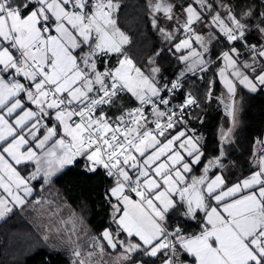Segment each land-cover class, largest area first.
I'll use <instances>...</instances> for the list:
<instances>
[{
	"label": "snow or ice",
	"instance_id": "snow-or-ice-1",
	"mask_svg": "<svg viewBox=\"0 0 264 264\" xmlns=\"http://www.w3.org/2000/svg\"><path fill=\"white\" fill-rule=\"evenodd\" d=\"M124 7L0 0V220L29 203L34 181L80 167L102 177L114 227L85 254L74 223L71 264H264V152L250 174L227 175L237 83L264 92V0H148L151 27L184 65L174 80L155 58L146 73L129 55ZM210 71L233 98L215 142L182 91L188 73Z\"/></svg>",
	"mask_w": 264,
	"mask_h": 264
},
{
	"label": "trees",
	"instance_id": "trees-1",
	"mask_svg": "<svg viewBox=\"0 0 264 264\" xmlns=\"http://www.w3.org/2000/svg\"><path fill=\"white\" fill-rule=\"evenodd\" d=\"M147 3L148 0H123L125 7L121 12L120 23L132 38V43L128 46L129 55L136 60L138 65L140 64L139 66L144 67L149 58L155 56L161 48H165V51L155 58L162 68L161 74L165 80H172L178 76L183 63L166 51L167 42L151 27ZM201 74L203 79H200L201 76L198 73L187 75L184 78L183 92L190 91L199 99L200 105L193 112L201 116L203 124L194 123V125L198 127L200 125V130L205 132V137L215 142L218 139L222 110L215 105L213 96L218 95L221 90V82L217 71ZM209 80L215 81L212 86V100L205 99L209 90ZM236 96L240 106L241 122L235 131L234 143L231 146V159L234 164L231 171L227 173L230 181L254 170L256 145L264 136V92L251 93L245 87L240 86ZM33 183L36 192L31 200L40 195L37 191L42 181ZM102 183H104L102 177L85 175L82 168L77 167L72 171H67V174H62L60 178L54 179L52 184L44 185L42 189L47 193L42 197L49 198V201L53 200L60 206L61 204L70 205L84 216L95 233L100 234L105 228L114 227L111 225V210L101 199ZM35 214L36 210L32 212L16 209L0 222V258H5L0 259V264H65V253L60 249V253L53 260V248L48 246L41 232L33 230L38 225ZM12 238L19 239L22 245L29 247L21 255L25 259L24 263H17L16 259H6L10 256L9 254L15 255L16 253L13 251L15 248L6 249ZM32 240L33 245H31Z\"/></svg>",
	"mask_w": 264,
	"mask_h": 264
},
{
	"label": "rangeland",
	"instance_id": "rangeland-1",
	"mask_svg": "<svg viewBox=\"0 0 264 264\" xmlns=\"http://www.w3.org/2000/svg\"><path fill=\"white\" fill-rule=\"evenodd\" d=\"M246 55H247V53L245 52V56L241 57V58L244 59L246 57ZM151 58H155V56H153ZM133 60L136 62V60L134 58H133ZM148 68H149V65H148V63H146V65H145V72L146 73H147ZM183 68H184V65L179 69L178 75L181 72V70H183ZM198 74L200 76L202 75L201 73H198ZM184 78H186V76ZM261 140H264V137ZM37 192H39V194L41 196L46 195V193H47L41 187ZM43 198H42V200H44V202L42 201V205L38 208V210H36L35 216H36V221L38 224L37 228L38 227L43 228V226H49L51 229L48 231L44 229L45 233H43L42 230L39 231L42 233V237L44 234L48 235L49 241L44 239L45 242L47 241L46 243H48V246L50 247L49 244L53 245V243H56L55 244L56 248L61 249L65 253V255H67L68 258L72 261L74 259V257L72 256V253H71V249L73 247V244L68 241L67 236L70 234V232L73 228V224L75 223L76 232L74 235H72L71 239H72V241H77L81 246L82 253L86 254L87 251H89L91 248V244L89 242L90 237L98 236L99 234L95 233L93 228L91 226H89V224L87 223L84 216L80 212H78V211L74 210L72 207H70V205H67V204L62 205L61 204V206H60L57 203H55L53 200L49 201L48 200L49 198H46V197H43ZM20 208L21 207H19V208L17 207L15 209H20ZM58 229L60 230L59 232L57 231ZM77 238H79V239L77 240ZM53 239H55V241ZM11 244H13V246ZM28 248L29 247L27 245H22L19 242V239H16V238L10 239V242H8L6 249H8V250L14 249L13 251H15L16 253H15V255L9 254L10 256H8V254H7L8 260H13L14 258L20 259L21 255H23ZM116 255H117V253L114 251L111 253V256L113 259L116 257ZM105 259L107 260L108 257H105Z\"/></svg>",
	"mask_w": 264,
	"mask_h": 264
},
{
	"label": "crops",
	"instance_id": "crops-1",
	"mask_svg": "<svg viewBox=\"0 0 264 264\" xmlns=\"http://www.w3.org/2000/svg\"><path fill=\"white\" fill-rule=\"evenodd\" d=\"M244 56H245V53H244ZM244 56H242V57H244ZM139 66V65H138ZM150 67V66H149ZM221 67H222V65H221ZM144 70H145V66L144 67H142ZM190 74H192V73H188L187 75H190ZM217 74H218V71H217ZM186 75V76H187ZM218 78H219V80H220V82H221V90H219V93H218V95H215V96H213L214 97V100H215V105L216 106H218L219 108H221V110H222V115H221V124H220V126H219V129H218V137H219V133H220V130L221 129H227L228 127H230V126H232V116L231 115H229V111H230V109L227 107L231 102H232V97H231V95L228 93V91H227V88H226V86L224 85V83H223V81L220 79V77H219V75H218ZM241 85H239L238 83H237V88H236V94H237V90H238V88L240 87ZM244 87V86H243ZM234 99H235V101H236V107H237V109H238V111H237V113H236V121H237V123H236V126H235V129H234V136H235V131H236V129L238 128V126H239V124H240V122H241V118H240V106H239V101H238V99H237V96L235 95V97H234ZM212 100V99H211ZM193 126L194 127H196L197 129H198V131L200 132V133H202L203 135H204V137H205V132L201 129L200 130V125H199V127L197 126V125H194L193 124ZM264 137V136H263ZM233 139H234V137H233ZM260 141H264V140H260ZM263 147H264V144H261V143H257V145H256V159L254 160V162L259 158V155L261 154V152H264V150L262 151V149H263ZM254 164V163H253ZM250 174V173H249ZM246 175H248V174H246ZM246 175H244V176H246ZM235 181V180H234ZM42 196L41 195H38V196H36L33 200H31V197L29 198V203L28 204H26L25 206H23V207H21L20 209L22 210H30V211H35V210H38V208L42 205V201L44 202V200H42ZM44 199V198H43ZM41 200V201H40ZM35 201H39V203H35ZM27 207H30V208H27ZM19 208V207H18ZM14 210H16V209H14ZM13 210V211H14ZM6 218V217H5ZM4 218V219H5ZM3 219V220H4ZM3 220H0V222H2ZM51 230L50 229V227L49 226H43V228H40V227H36V228H34L33 230L35 231V232H39L40 230H42L43 231V233H45L44 231L45 230ZM43 237H45V234L43 235ZM52 237V236H51ZM54 241H55V239H53ZM47 241H49V239H47ZM46 241V242H47ZM32 243H31V245H33V240L31 241ZM53 243V242H52ZM55 244L56 243H53V245H51V244H49L50 245V247L51 248H53V246H55ZM56 247V246H55ZM66 256V259H65V264H71V260L68 258V256L67 255H65ZM0 259H5V258H0ZM6 259H8L7 257H6ZM15 259V258H14ZM13 259V260H14ZM16 262L17 263H21V262H23L24 263V261H25V259H23L22 257H20V259H17L16 258ZM7 263H9V262H7Z\"/></svg>",
	"mask_w": 264,
	"mask_h": 264
},
{
	"label": "built area",
	"instance_id": "built-area-1",
	"mask_svg": "<svg viewBox=\"0 0 264 264\" xmlns=\"http://www.w3.org/2000/svg\"><path fill=\"white\" fill-rule=\"evenodd\" d=\"M175 78H173L172 80H174ZM183 91V90H182ZM187 93V92H186ZM195 96V95H194ZM196 98H197V96H195ZM181 99H183V97L182 96H180V95H178V97H177V100L179 101V100H181ZM197 100L199 101V99L197 98ZM199 105H200V101H199ZM199 107V106H198ZM198 107H193L192 108V111H194L196 108H198ZM264 150V147H263V149H262V151Z\"/></svg>",
	"mask_w": 264,
	"mask_h": 264
}]
</instances>
